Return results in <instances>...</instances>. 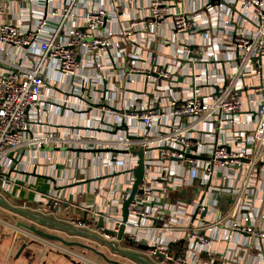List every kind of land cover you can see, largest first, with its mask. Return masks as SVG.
<instances>
[{
    "label": "built area",
    "instance_id": "2783aa9c",
    "mask_svg": "<svg viewBox=\"0 0 264 264\" xmlns=\"http://www.w3.org/2000/svg\"><path fill=\"white\" fill-rule=\"evenodd\" d=\"M217 2L212 5L207 2L210 13L208 22L218 35L212 40L211 45L203 42L198 44L184 42L178 46V41L183 40L184 36L187 39L188 33L192 34L193 29L205 28V22L199 13L174 11L172 37L162 34L160 28L165 26L168 18L163 0L150 1L147 18H135L124 14L123 19L129 25L122 28L119 33L115 34L106 28L109 11L104 7H97L85 14L82 24L70 25L64 36L59 35V32L67 26L66 18L69 16L73 0L67 1V7L53 9L40 15L36 26L5 19L7 7L0 0V179L3 177L4 169L8 167L5 158L11 156L18 159L26 149L71 141L69 135L54 136L47 132L31 135L33 126L42 123V114L48 111L49 103L59 102V106L66 110L80 113L85 121L90 120V112L97 109L100 111L101 126L93 127L92 130L114 134L115 138L80 132L76 135L77 146L84 151L99 150L109 153L108 156H104L96 152L94 156L99 164L104 167L114 166L115 171L93 178V181L124 176L128 181L122 187L121 184L114 183L112 184L114 187L106 184L96 185L93 192L103 200L109 210L100 211L95 209L94 203L85 204L83 205L85 210L92 209L91 212H94L97 218L90 221L69 220L71 223L94 228L100 218L109 219L114 212L118 216L113 229L118 230L122 219L123 201L131 193L135 180L132 172H126L137 166L139 157L133 151L144 148L146 168L144 178L139 184L142 192H137L128 206L131 220L134 222L149 215L147 205L150 202L152 207H155L154 211L158 212L159 216L162 212L164 218L170 209L167 203L170 190H178L187 184L186 174L195 176L199 181L200 194H204L205 197L217 191H227L232 195L230 208L214 217H209L208 213L215 202L209 198L200 202L198 217L202 214L204 215L202 219H206V216L209 219L205 224L203 220L201 223L197 221L193 224L187 234L188 241L184 243L181 252H173L169 246L170 242L167 241L154 242L151 245L153 247L151 253L164 254L166 260L172 264H195L199 252L209 250L212 246L213 239L210 233L224 222L226 215L230 219L228 226L233 231L248 235L244 245L239 244L234 248L235 261L238 264H264V194L260 198V206L255 207L250 190L253 184L244 182L250 191L246 196L243 194L244 183L239 191H235L233 186L224 185V179L231 174L241 173L245 167L251 172L258 164L264 162V0H236V10L232 15L225 11V7H228L225 1ZM20 13L24 19L28 16L24 10ZM48 13L58 21L59 26L50 39L43 40L41 34L46 28ZM245 23L252 24V27ZM140 25L147 26L148 42L161 37L166 45L170 43L177 45L173 56L177 54L178 58H184L181 62L186 63L201 59L204 52L205 56L213 57L215 53L213 42L216 41L215 46L219 41L226 42L223 47L227 51L239 53L243 63L249 66L252 63L256 66L254 69L248 67L247 72L252 74V78L257 77L260 80L254 89L257 98L242 99L238 94L242 84L237 82V77L233 74L213 75L216 83L212 84L209 81L208 67L192 76V90H189L190 85L176 79L174 83L168 82L172 74L164 68V62L161 63L160 71L151 65L131 67L132 73L147 75L141 90L137 88L138 79L133 75L128 80L121 79L122 77L117 80L116 65L125 64L121 58V55L124 57L127 55L125 44L138 43L135 29ZM219 27L223 28V32L219 31ZM113 36H116L115 41H112ZM203 38L200 34L199 39ZM6 46H10L12 50L7 51ZM83 49L89 50L93 54V59L90 65L81 67L91 66L97 72L93 76H81L82 96L78 100H73L69 95H73L71 93L74 91L67 92L53 73L59 72L69 77L73 83L80 79V64L77 58ZM216 49L219 52L221 50ZM17 50H20L22 55L18 56ZM191 53L200 58L190 57ZM9 54L16 55L11 58ZM52 71L53 73H50ZM94 79L100 80L101 86L94 84ZM123 80L124 86L120 84ZM115 87L129 90V95L118 99L113 95L112 88ZM50 88H57L65 95L54 97L48 94L47 90ZM105 88L107 93L103 100ZM100 103H106L115 109L96 107ZM121 108L124 110L122 118L117 119L118 116L115 115L114 120L111 119L108 112L119 113ZM229 114L231 115L228 117ZM103 117L105 123L102 122ZM253 119L256 121L252 122ZM123 122L127 124V130L117 129L116 133L109 132ZM209 123L213 127L208 128ZM250 123H254L253 128L249 127ZM230 125L237 126V129H229ZM123 163L127 164L116 169ZM220 172H223L222 177L219 176ZM85 179L84 181H88ZM80 192L87 195L91 190L83 189ZM46 199V203L56 210L65 211L70 205L69 201L62 198L59 200L58 197H55L53 202ZM178 205L189 206L181 200L178 201ZM111 208L114 211H110ZM186 216L190 217L188 211ZM164 228L170 231L172 225ZM201 230H206V233ZM131 233L127 234L131 236ZM30 234L42 238L32 232ZM256 248L259 249V253L254 252ZM210 264H214V261Z\"/></svg>",
    "mask_w": 264,
    "mask_h": 264
},
{
    "label": "crops",
    "instance_id": "0c3cea01",
    "mask_svg": "<svg viewBox=\"0 0 264 264\" xmlns=\"http://www.w3.org/2000/svg\"><path fill=\"white\" fill-rule=\"evenodd\" d=\"M2 1L7 7V12L4 14L5 19L12 22L22 21L24 24L36 26L40 15L52 11L53 9L67 7L68 0ZM150 1L151 0H73L69 16L66 18L67 26L60 30L59 35L64 36L70 25L82 24L85 14L89 10H94L97 7H104L109 11L106 28L115 34L119 33L122 28L129 25V23L123 19L124 14H129L131 17L135 18H147L146 16L149 15L148 7ZM163 1H165V6L167 8L165 13L168 18L166 19L165 26L160 28L162 34L172 37L174 33L172 22L174 11L199 13L202 20L205 22V28L193 29L191 31L192 34L188 33L187 39L186 36H184L182 38L183 40L178 41V46L180 43L184 42L189 44L203 42L207 45H211L212 40H215L214 38L218 36L208 22L210 19V13L209 5L207 4V2H210L211 5L218 3V0ZM222 1L227 3L228 7H225L227 14H234V11L236 10V0ZM21 10H24L25 13H27L26 15H28L25 19L20 13ZM47 18L48 22L46 28L41 34V39L43 40L50 39L53 34L56 33L59 26L58 21L50 13L47 14ZM245 25L252 27V24L249 23H245ZM146 27V25H140L135 29V36L138 39V43L125 44L127 55L125 57L121 55L125 64L116 65L118 70V76H116L117 80L121 77V79L125 78L128 80L129 77L133 75L138 79V82L136 83L137 88L141 90L143 86L142 83L147 80V75L145 73H132L131 67L133 65L142 67H148L151 65L160 71L161 63L164 62V68H167L172 74V78H169L167 81L174 83V80L176 79L181 83L183 82L185 85H190L189 90H192V76L194 74L197 75L200 71L205 70V68L208 67L209 81L212 84L215 85L216 83L213 79V75L226 74L229 76L230 74H233V76L237 77V82L242 84L241 89L238 90L239 96L244 100H254L257 98V93L254 89L260 80L257 77L252 78V74H248L247 72L248 67L254 69L256 66L252 63L250 66L249 64L243 63L242 56L239 53H231L230 51H227L223 47L226 42L219 41L216 43L217 46H215L216 41L213 42L215 47L213 57L211 56L209 58L205 56L204 52L201 59L191 60L189 63H186V61L181 62L184 58H178L177 54L173 56L175 52L174 50L177 49V45L173 43L166 45L162 42L161 37H158L155 41L148 42L146 38ZM219 31L223 32V28L219 27ZM200 34L204 37L202 40L199 39ZM115 40L116 36H113L112 41ZM216 48H221L220 52ZM6 50L11 51L12 48L6 46ZM229 50L231 49L229 48ZM16 52L18 56L22 55L20 50H17ZM13 55L16 54H9V57L12 58ZM92 59L93 54L89 50L83 49L79 52L77 60L80 64L79 73L81 74L80 79H76L75 83H73L69 77L62 75L59 72H50L53 73L55 78L61 81L60 85L63 84L62 87L64 86L67 92L74 91L71 93L73 95H69L73 100H78L80 96H82L83 90L81 76H93L97 72V70L91 66H86L85 68L81 67L82 65H90ZM93 81L94 84L101 86L100 80L94 79ZM120 84L124 86V80L123 83ZM241 84L239 85L241 86ZM112 89L113 95L118 99L122 97L126 98V96L129 95V90H120L117 87ZM47 91L48 94L54 97L65 95L64 92H61L57 88H50ZM53 103L54 104L49 103L47 105L48 111L42 114V123L33 126L31 135L46 134L45 132H47V134H53L54 136L56 134L69 135L71 136V141L64 144H44L41 148L37 149H26L25 153L18 159L11 156L5 158V164H7L8 167L4 169L3 177L0 179V193L14 205L38 209L46 214L52 213L55 217L67 221L85 219L90 221L97 218V216L94 212H91L92 209L91 211L85 210L83 205L94 203L95 209L97 210H109L105 207L103 200L97 197L93 192L94 187L98 184L113 186V183L121 184L122 187L126 185L128 178L124 176V178L116 177L93 181V178L103 176L104 174H111V172L115 171V168L114 166H102L101 163L99 164L96 156H94L96 152L108 156V152H100L99 150H81L77 146L76 135L81 132L97 134V136H109L110 138H115V136L114 134L99 133L92 130L93 127L101 126L99 110L93 109L92 112H90V120L85 121L80 113L74 112L73 110H66L61 105L59 106V102L53 101ZM121 109L122 110H120L119 113L109 111L110 118L114 120L116 115L118 116L117 119H121L124 114L123 108ZM230 115L231 114H229L228 117ZM254 121L256 120L253 119L252 122ZM88 124L90 126H87ZM207 127L211 128L213 125L209 123L207 124ZM249 127L253 128L254 123H250ZM229 129H237V126L230 125ZM126 164L123 163L116 167V169ZM239 173L231 174V176L224 179V185L230 187L233 186L235 191H239L243 188L242 185L244 182H250L249 184H253V186L250 187L251 194L253 195V205L259 207L261 203L260 198L264 194V162L258 164L251 170V172L245 167L241 173ZM222 174L223 172H220L219 176L222 177ZM186 176L187 184L183 185L178 190H170L169 199L167 200L168 207H170V209H168V214L163 218L161 212V216H159V213L154 211L155 207H152V203L150 202L147 205L149 215L143 218L141 226H138L135 231L131 233V236H129V234L126 236L130 238L132 237L138 241V243L147 242L149 246L154 242L169 241V244H172L173 252H181L184 243H186V240L188 241L187 234L194 223L197 221L198 223H201V220H203V223L205 224L209 217L217 216L218 213L223 214L230 208L232 204V195L229 192L217 191L207 194L205 197L204 194H200L199 181L195 179V176L187 174ZM84 178L91 181H84ZM83 189H90L91 192L87 195H82L80 190ZM248 191L249 190H247L244 183V196L247 195ZM53 197H58L59 200L62 198L69 201V208L63 211L50 207V205L46 203V198L50 199V202H53ZM222 197L228 199V208L226 211H223L219 207V202ZM207 198L215 203L211 211L208 213L209 217L206 216V219H202L204 215L200 214L198 217V207L200 202H202V200H207ZM179 200L188 203L189 206H179ZM0 211H2L0 212L2 213V215L0 214V264H62L66 260L65 256L72 255L75 258L80 257L79 251L75 250L70 245L63 243L73 251L63 247L62 242L58 240H45L30 234V232L23 231L17 223L19 221L30 223L27 219L3 207ZM110 211H114L113 208H111ZM187 211L190 213V217L186 216ZM11 215H14L15 218ZM117 216V214L112 212V226L115 225ZM229 222L230 219L225 215L224 222L218 225L216 229L210 233L213 239L212 246H210L209 250H202L199 252L198 259L194 262L195 264H210L212 261H214V264H238V262L235 261L234 248L239 244L244 245L248 235H246V233L233 231L230 226H228ZM169 224L172 225L170 231L164 228V226ZM43 229L50 233L60 235L68 241H81V238L70 236L63 232L53 231L46 228ZM201 231L206 233V230ZM101 250H103L112 260L129 263L128 260L113 255L105 247H102ZM258 250L259 249L256 248L254 252L259 253ZM95 254L99 259H102V261L95 259V264H114L111 262H105L101 255H98L97 253ZM77 264L81 263L77 262Z\"/></svg>",
    "mask_w": 264,
    "mask_h": 264
},
{
    "label": "water",
    "instance_id": "95a60500",
    "mask_svg": "<svg viewBox=\"0 0 264 264\" xmlns=\"http://www.w3.org/2000/svg\"><path fill=\"white\" fill-rule=\"evenodd\" d=\"M191 49H193V46L191 47ZM190 57L200 58V56L195 55L193 53L190 54ZM95 90L98 91V89ZM106 93H107V88L103 90V94H104L103 100L105 99ZM96 107H110V106L106 103H100L97 104ZM110 108L115 109L112 107ZM102 122L105 123V117L102 118ZM112 125L114 126V124ZM114 128L115 129L113 131H109V132L116 133L117 129L127 130L128 126L125 122H123L122 125L114 126ZM98 130L101 131L100 128ZM133 153L137 154L139 157L137 166L132 170H128L126 173L132 172L135 180L132 185L131 193L129 194L128 198H126L123 201L122 219L117 231H115L113 229V226L111 225V221L113 220L112 216H110L109 219L100 218L95 223L94 228H88V227L76 226L70 221L59 219L55 217L54 214L52 213L46 214L39 211L38 209H33L26 206L14 205L10 203L1 193H0V206L8 210H11L14 213L30 221V223L25 221H19L17 223L19 227H23L28 231L33 232L36 235L48 240H58L66 245H70V246L77 245L85 249L94 251L98 255H101L103 258H105L108 262L114 264H172L171 261L166 260L164 254L158 252L151 253L153 247L149 246L147 242L138 243V241H136L135 239L126 236L127 233L134 232L135 229L138 226H140L142 223L141 222L142 219H139L137 222L131 220V215L129 213L128 206L130 202L133 200L135 194L137 192H142V190L139 189V184L141 183L145 175V168H146L144 162L145 149L140 148L136 151H133ZM190 156L193 155L190 154ZM42 227L53 231L55 230V231L63 232L70 236H75L81 239L89 240L93 243H96L98 247L102 246L107 248L109 252L112 253L113 255L128 260L129 263L112 260L106 255L104 251L100 250L96 246L84 243L82 241H68L60 235H56L44 230ZM106 235H108V237ZM169 246L171 247L172 244H170Z\"/></svg>",
    "mask_w": 264,
    "mask_h": 264
},
{
    "label": "rangeland",
    "instance_id": "374dc122",
    "mask_svg": "<svg viewBox=\"0 0 264 264\" xmlns=\"http://www.w3.org/2000/svg\"><path fill=\"white\" fill-rule=\"evenodd\" d=\"M219 207L223 210V211H226L227 208H228V199L225 198V197H222L220 199V202H219ZM0 210H2V207L0 206ZM2 212V211H0ZM2 215V213H0ZM11 216H14V215H11ZM3 217V216H1ZM9 218V217H7ZM15 218V216H14ZM23 231H26V232H30L28 231L27 229L23 228V227H20ZM33 233V232H32ZM48 240V239H47ZM82 242L84 243H87V244H90V245H93V246H96L97 248H99L101 250L102 247H98L96 245V243H93L89 240H86V239H80ZM62 246L63 247H66L68 250L70 251H73L71 248H69L68 246L64 245L62 243ZM73 247L75 250L79 251V255L80 257H74L72 255H68V256H65L66 257V260L65 262H63L62 264H77V262H80L81 264H95L94 263V260H101L102 259H99V257H97V255L94 253V251H91V250H88V249H85V248H81L80 246L78 247L77 245H73L71 246ZM103 251V250H102ZM116 258V257H115ZM105 260V262H108L105 258H103ZM43 263V262H42Z\"/></svg>",
    "mask_w": 264,
    "mask_h": 264
},
{
    "label": "trees",
    "instance_id": "16d2710c",
    "mask_svg": "<svg viewBox=\"0 0 264 264\" xmlns=\"http://www.w3.org/2000/svg\"><path fill=\"white\" fill-rule=\"evenodd\" d=\"M184 246H185V245H183V247H184ZM172 248H173V247L171 246V250H173Z\"/></svg>",
    "mask_w": 264,
    "mask_h": 264
}]
</instances>
